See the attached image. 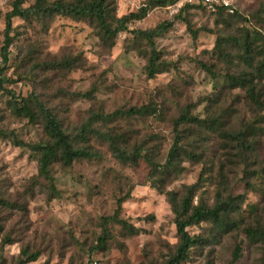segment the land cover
<instances>
[{"label": "rangeland", "instance_id": "obj_1", "mask_svg": "<svg viewBox=\"0 0 264 264\" xmlns=\"http://www.w3.org/2000/svg\"><path fill=\"white\" fill-rule=\"evenodd\" d=\"M15 1L0 0V198L11 206L0 204V264H22L23 249L39 254L36 261L23 264H167L178 238L164 193L182 195L192 185H196L195 205L212 208L221 196L236 203V208L218 225L209 220L187 229L196 244L184 264H264V242L245 234L246 229L264 231V79L255 81L260 103L256 105L245 89L227 81L228 74L239 72L241 65L211 56L218 39L235 56L242 54L246 32L264 38V0H238L239 16L221 18L178 0L132 22L129 29L140 31L163 22L173 24L155 39L162 67L154 78L146 74L149 49L145 42H134L125 33L110 46L100 40L89 20L68 16L13 18L9 60L4 66L6 16ZM112 1L120 17L137 11L147 0ZM35 2L26 0L22 6ZM186 4L191 7L182 16L191 29L198 30L195 37L175 18ZM255 47L258 55L260 43ZM66 59H76L75 68L40 67ZM93 88L92 98H86ZM31 94L52 110L67 135L74 137L90 124L93 131L121 136V147L129 152L141 148L159 164L165 163L173 123L185 109L213 131L203 128L198 146H187L202 155L200 160L183 159L182 173L163 181H155L158 177H152L144 159L132 165L115 160L108 143L89 133L80 146L99 156L74 161L69 167L53 165L57 197L48 200L46 191L34 186L36 156L26 147L47 142L42 120L30 122L13 111L15 101L20 107ZM142 106L152 107L155 114L91 121L94 115ZM181 131L189 132L187 127ZM153 182L163 193L152 187ZM119 199H125L120 219L132 232L110 222L106 245L98 248L101 221L114 215ZM6 239L12 242L4 246ZM236 248L241 250L237 262L233 260Z\"/></svg>", "mask_w": 264, "mask_h": 264}, {"label": "trees", "instance_id": "obj_2", "mask_svg": "<svg viewBox=\"0 0 264 264\" xmlns=\"http://www.w3.org/2000/svg\"><path fill=\"white\" fill-rule=\"evenodd\" d=\"M177 1L178 0H147L137 9V11L117 17L115 14V4L112 0H74L69 3L63 1L48 3L45 0H36L34 5L27 8L22 6L26 0H16L13 3L12 11L6 16L5 44L1 53L2 63L6 66L9 60V47L11 44L10 34L13 32V18L18 17L28 20L35 17L45 20L47 18H53L54 16H68L76 19L89 20L94 24L100 40L104 43H108L110 46L114 44V40L119 34L125 33L130 34L134 42H145L149 49L146 74L148 78H154L160 73V68L162 67L160 52L156 47L155 39L167 33L172 28L173 24L171 22H163L157 25L154 29L144 31L130 30L129 25L132 22L143 20L149 12L155 8L171 6L177 3ZM190 7L191 6L188 4L184 5L179 9V14L175 18L183 21L187 30L193 37H195L198 30L195 31L191 29L190 23L182 16ZM215 14H217L219 18L223 17L224 14L227 17L239 16L238 10H235L234 13H229L225 9H219ZM257 42L260 43V47L257 48L259 51L258 55H255V44ZM226 46L227 45H224L223 42L218 39L211 56L220 62H225L230 65H233L234 62H236L241 65V70L239 72L236 71L235 73L228 74L227 81L233 86L245 89L250 99L256 105H259V98L255 94V81L261 83L264 79V38L258 33L250 37V33L246 32V36L241 42V55H229L226 52ZM257 57L259 60H257ZM75 62H77L76 59H66L59 63L45 62L41 64L40 67H47L49 66L48 64H50V66L58 67L59 69L72 70L76 66ZM202 69L208 73L210 72V68L207 65H202ZM2 86V79L0 78V89ZM6 92L14 97V94L11 91ZM93 93H95L94 88L86 93L85 97L91 99ZM13 111L19 116L28 118L30 122L37 123L38 118H41L42 120L48 138L47 142L33 145L28 144L26 147L36 156L37 176L35 178L36 181L34 182V186L35 188L39 187L44 189L47 193L48 200L57 197L55 179L52 173L53 165L61 164L65 167H69L74 161L81 159L92 160L99 156L88 146H80L81 143H86L88 141L87 134L89 133H94L99 139L108 143L111 156L115 160L123 164L132 165L137 164L140 159H144L150 167L152 177H158L155 181H163L164 179L175 178L182 173L183 159L199 161L202 155L187 150V146H198L197 142L203 138L202 135L201 137L199 135L200 130L207 129L213 131L212 126L207 124L205 120H200L198 117L192 116L189 110L185 109L173 123V142L166 156L165 163L159 164L154 161L151 154L143 152L141 148H135L132 152H129L124 147H121L119 145L123 140L121 136L93 131L90 124L83 125L81 131L74 137L67 135L52 110L44 105L35 94H31L23 99L20 107L17 106V102L15 101ZM155 112L156 111L152 109V107L142 106L139 108H131L127 111H116L115 113L106 116L94 115L91 117V121H108L113 117L120 116L143 117L149 114L154 115ZM182 127L188 128V134L181 131ZM192 136L197 137L198 140L195 139L197 141H190ZM238 140H240L242 148L246 147L243 140ZM17 142L19 143L20 141ZM19 144L24 146L23 143ZM262 172L264 173V169ZM152 187L163 193V189L157 182H153ZM195 190L196 185H192L185 187V193L182 195L176 192L164 193L171 207L172 214L174 215V225L178 238L175 252L170 257L167 264H184L188 260L190 251L196 244V239L189 235L187 231L189 227H193L203 221L209 220L218 225L221 222H224L225 219H228L230 213L236 208V203H233L230 200H222L221 196H218L217 203L212 208H209L202 203L195 205L193 203ZM124 200L125 199H119L117 201V208L112 217L102 219V232L97 240L98 248H103L106 245L108 240L107 225L110 222L122 225L123 228L129 229V232H132V227H129L125 221L120 219L122 203ZM0 204L6 207H11L8 202L1 198ZM245 234L250 240H260L264 242V231L246 229ZM10 242L12 241L6 239L3 244L5 246ZM38 258V253H29L28 250L23 249L20 253L19 263L34 262ZM240 258L241 250L240 248H236L233 260L237 262Z\"/></svg>", "mask_w": 264, "mask_h": 264}, {"label": "built area", "instance_id": "obj_3", "mask_svg": "<svg viewBox=\"0 0 264 264\" xmlns=\"http://www.w3.org/2000/svg\"><path fill=\"white\" fill-rule=\"evenodd\" d=\"M190 4L201 6L208 12L216 13L219 9H225L229 13H234L238 0H185Z\"/></svg>", "mask_w": 264, "mask_h": 264}]
</instances>
